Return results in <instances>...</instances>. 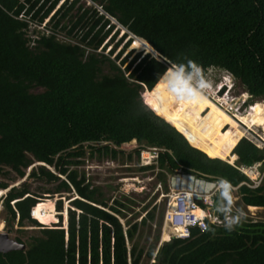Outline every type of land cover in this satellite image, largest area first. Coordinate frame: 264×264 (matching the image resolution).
<instances>
[{
  "label": "trees",
  "instance_id": "trees-1",
  "mask_svg": "<svg viewBox=\"0 0 264 264\" xmlns=\"http://www.w3.org/2000/svg\"><path fill=\"white\" fill-rule=\"evenodd\" d=\"M46 19L44 29H35ZM110 19L141 39L128 38L113 59L109 56L128 34L104 55L118 32ZM146 43L163 60L139 52L124 65L125 48L130 44L150 52ZM189 60L203 76L208 69L229 75L248 95V104L264 102V0H0V176L7 168L22 178L25 169L39 163L25 178L53 185L43 194L57 196L53 204L38 201L41 197L25 185L6 191L1 200L5 226L16 222L37 229L23 251L0 254V264H139L143 252L135 238L153 222L155 204L149 210L144 206L136 222V216L127 217L126 199H106L100 187L70 170L86 143L103 144L93 150L112 157L110 146L133 141L136 157L152 150L153 164L140 169H155L165 194L167 177L179 171L206 181L226 179L237 187L243 207L264 209V183L247 188L241 184L247 179L219 158H225L221 143L235 145L246 132L204 99L210 112L200 138L208 149L177 126L180 119L170 100L160 95L158 108L151 95L168 64ZM227 124L233 128L222 132ZM229 157H235V166L249 167L264 158V151L241 139ZM6 188L0 183V190ZM61 194L68 195L65 229ZM37 201L36 220L57 221L51 227L29 217ZM225 223H208L203 232L191 228L187 239L170 238L154 252L156 235L145 257L154 254L151 264H264V222L241 221L230 231Z\"/></svg>",
  "mask_w": 264,
  "mask_h": 264
},
{
  "label": "rangeland",
  "instance_id": "rangeland-1",
  "mask_svg": "<svg viewBox=\"0 0 264 264\" xmlns=\"http://www.w3.org/2000/svg\"><path fill=\"white\" fill-rule=\"evenodd\" d=\"M85 4L89 5L88 2H85ZM46 21L47 19L43 21L41 26H35V29H44L43 24ZM115 27V29H118V32L115 35L114 40L108 43L109 45L102 51L104 55L108 54V50L115 43V41L120 39L122 34L125 33L117 26ZM33 28L34 27L31 26L29 30ZM129 37L130 36L127 35L125 38L122 39L114 54L109 56V59H113L115 53L118 52V50L123 46V44ZM57 39L63 40V37L61 35H57ZM139 52L140 56L147 53L152 55L150 52L131 49L129 44L121 55L122 58L125 55L129 54L124 65H126L130 61V59L133 58ZM171 66L173 65H169V67ZM203 78L206 81V86L203 90L202 95L196 100L178 101L172 94H170L166 90V86L161 80L151 93V95L156 101L158 108L160 106V95H164L168 100H170L174 108L175 118L177 120L180 119L178 126L182 129L189 130L200 140H202L200 138L201 133L204 131L202 121L210 112V109L206 105H204V102H202V100H210L214 105L221 108L228 115L233 114L230 111V108H234L236 102H241L242 100H245L244 103L247 104V106L251 105L248 104V95H246L243 89L236 82H234L226 73L216 69H208L204 74ZM33 91L36 92L39 90L34 89ZM230 100H232L231 103H229ZM254 103L264 104L263 101H256ZM247 113H249L248 108L242 107L240 115L237 114L235 116L237 118H242ZM254 118L255 116L253 114L248 116L249 121H253ZM261 122L262 121L260 120V123L258 124L259 127L253 128L252 132L259 135L260 137H263L260 128V126L263 125ZM101 145L103 144H84L83 155L73 160L75 162H79V164L72 165L68 168L70 170H76L79 175H83L85 180H87L91 185L100 187L103 196L106 199H114L119 202H122L123 199H126L129 202V210L126 212V214L128 215L127 217L136 216L134 220L136 222H138L140 218L145 214L144 212H142V208L144 206H147V210H149L155 204V209L153 211V222L146 223L145 226L139 229V233L135 238L137 248L141 249L143 252L139 264H150L151 258L147 259L145 257V253L149 250L150 246L153 245L155 236L158 235V239L156 242L157 246L159 242L168 241L167 236L169 233L167 228L163 226L162 218L160 220L161 210L163 208V205H165V199L163 198V195L165 193L163 192L162 185L157 183L155 180L156 170L140 169L143 166L153 164L152 160L154 158V152L149 149H144L141 152L144 153L143 157L145 159L141 160V152H139V155L137 157L133 153V150L137 148L136 143L133 141L127 144H123L119 147L109 145L110 149L115 151V155L112 157L110 154H98L93 150V148H97ZM227 161L230 162L229 159H227ZM37 166L38 163H33L30 167L25 169L24 177L22 178H18L13 172L9 171L7 168H4L3 170L6 172V175L0 176V183L5 184L7 186L5 190H0V232L7 234V236L11 239L19 238V240L22 244H24V246H26L28 243V237L35 234V231L32 230H36L37 228L30 227L28 225L24 227H18L16 225V222L10 223V225L6 227L4 224V219L6 216L1 207V200L9 188H20L22 185H25L30 194L34 195L35 197H41L37 200H47L54 202L57 199L56 195L49 197V195L43 194L45 190H51L53 188V185L47 184L43 180L25 178L26 175L29 173V169L31 167L35 169L37 168ZM45 169L56 174L51 167H45ZM170 177H167V187ZM263 183L264 179L262 181V184ZM61 195L62 197L60 199L62 200L63 210L65 207L68 208V201L66 200L68 195ZM232 195L234 198L233 214H235L236 209H242L245 213L242 222H264V209H247L246 207H243L240 204L238 196L235 192H232ZM153 196H155V199L153 200V202H151V198ZM57 214L58 213L55 211L54 215ZM63 217L61 226L65 228V217L64 219ZM56 222H53L51 224H44V226L51 227V225ZM18 230H22L21 233H19ZM155 250L156 247L154 249V252Z\"/></svg>",
  "mask_w": 264,
  "mask_h": 264
},
{
  "label": "built area",
  "instance_id": "built-area-1",
  "mask_svg": "<svg viewBox=\"0 0 264 264\" xmlns=\"http://www.w3.org/2000/svg\"><path fill=\"white\" fill-rule=\"evenodd\" d=\"M243 101L236 104L234 108H230V111L233 113H230L232 117L237 119L235 115H240V105ZM248 108L250 109V107ZM246 136L245 139L255 148L264 151V143L261 142L259 135L249 132ZM143 155L144 153L141 152V160L145 159ZM232 167L247 179V182L241 183L247 188L256 189L262 184L264 179V158L249 167L235 165H232ZM198 180L213 185L217 182L216 180L206 181L199 179L192 175L182 174L179 171L169 178L168 192L163 195L165 205L161 217L163 226L169 231L168 240L170 238L187 239L191 228H196L199 232H203L206 230L208 223L221 225L226 222L224 213H222L221 217L218 213L219 206L214 203L216 191H206L202 185L196 183ZM236 189L237 187H233V192H236ZM246 208L249 209V207ZM31 214L32 209L29 212L30 218H32ZM153 256L151 257L150 264L154 262Z\"/></svg>",
  "mask_w": 264,
  "mask_h": 264
},
{
  "label": "clouds",
  "instance_id": "clouds-1",
  "mask_svg": "<svg viewBox=\"0 0 264 264\" xmlns=\"http://www.w3.org/2000/svg\"><path fill=\"white\" fill-rule=\"evenodd\" d=\"M110 21H111V19H110ZM111 23H113V22L111 21ZM114 25L116 26V24H114ZM125 33L129 35V33H127L126 30H125ZM129 39H131V41H132V38L129 37ZM160 79L164 83V85L166 86V90L170 94H172L178 101L198 99L202 95L203 90L206 86V81L203 78L201 68L194 61H191V60H189L186 65L185 64H179V65H173V66L167 68V70L160 76ZM244 102H245V100L240 105L241 108L242 107H245V108L250 107V109H251V107L254 104L253 103L251 105L246 106ZM238 103L239 102H236L235 105ZM250 109L248 108V110H250ZM242 139H245V138H242ZM234 160H235V157H234ZM233 161H232V163H233ZM38 165H41V164L38 163ZM233 165H234V163H233ZM182 174H184V173H182ZM172 176H174V175H172ZM196 183L202 185L206 191H213L214 190V191L219 192L221 203L219 205L218 210L221 211L222 213H224L225 220H226L225 227L229 231L232 230L234 226L241 223L245 213L243 212L242 209H236L235 214H233V204H234V198L232 195L233 187L229 181L222 178L219 181H217L215 185L209 184V183L202 181V180H198V181H196ZM0 197H1V195H0ZM53 204H54V202H53ZM64 212H66V207L59 214L62 216L63 215L62 213H64ZM63 219H64V217H63ZM38 223H40V222H38ZM40 225L44 226V224H42V223H40ZM164 242H166V241H164ZM158 246L159 245L156 246V249Z\"/></svg>",
  "mask_w": 264,
  "mask_h": 264
},
{
  "label": "bare ground",
  "instance_id": "bare-ground-1",
  "mask_svg": "<svg viewBox=\"0 0 264 264\" xmlns=\"http://www.w3.org/2000/svg\"><path fill=\"white\" fill-rule=\"evenodd\" d=\"M131 41V40H130ZM160 110V109H159ZM254 115L255 118L253 121H249L248 120V116L250 115ZM230 116V115H229ZM232 118V120L234 121V123L237 125L238 128H236L237 130H239V132H246V135L249 133V132H252V129L255 128V127H259L258 124L260 123V120L262 121L261 123L263 124L262 126H260L261 128V132H262V135L263 137H260L261 139V142L264 143V120H263V117H264V104H255L254 107H252L249 111V113H247L246 115H244V117L242 118H233L232 116H230ZM176 124V123H175ZM177 125V124H176ZM178 126V125H177ZM228 126V131L231 130L233 127L231 125H225L223 128H222V132L223 130ZM235 129V130H236ZM259 130V129H258ZM227 131V132H228ZM226 132V133H227ZM243 135V134H242ZM197 137V136H196ZM243 137H245V135L241 136V138L239 140H241ZM198 138V137H197ZM199 139V138H198ZM239 140L235 143V145L239 142ZM202 141V140H201ZM203 142V141H202ZM204 143V142H203ZM205 144V143H204ZM206 145V144H205ZM235 145H232L230 143H221L220 144V153L221 155H225V158H223L222 156L219 157L217 154H215L216 156H218L219 158H221L222 160H225L227 161V159L230 160V162H228L230 165H233L232 163V160L230 159L229 157V154L231 155V151L233 149V147ZM206 147L209 149V147L206 145ZM1 194V192H0ZM39 201V200H38ZM38 201H37V204L32 208V219L37 221L36 218H35V207L38 205ZM214 203L219 206L221 201H220V196H219V192H215L214 194ZM255 209H257L255 207ZM63 216V215H62ZM35 218V219H34ZM39 222V221H38ZM41 223V222H40Z\"/></svg>",
  "mask_w": 264,
  "mask_h": 264
},
{
  "label": "water",
  "instance_id": "water-1",
  "mask_svg": "<svg viewBox=\"0 0 264 264\" xmlns=\"http://www.w3.org/2000/svg\"><path fill=\"white\" fill-rule=\"evenodd\" d=\"M111 21L113 22L112 24H116V26L118 28L122 29V27L120 25H118L114 20L111 19ZM122 31L125 32L124 29H122ZM129 36L132 39L141 40L139 38L132 36L131 34H129ZM146 45L149 47V50H150V53L152 54V57H154L156 60H160V61L163 60L155 51H153L150 48V46L147 43H146ZM168 65H171V64H168ZM24 249H25L24 244L18 243L15 240L9 238L7 236V234L0 232V254H6V253H9L12 251H23Z\"/></svg>",
  "mask_w": 264,
  "mask_h": 264
}]
</instances>
